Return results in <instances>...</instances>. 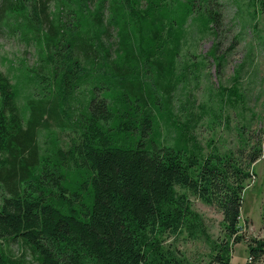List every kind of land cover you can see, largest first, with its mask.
<instances>
[{
  "label": "trees",
  "instance_id": "16d2710c",
  "mask_svg": "<svg viewBox=\"0 0 264 264\" xmlns=\"http://www.w3.org/2000/svg\"><path fill=\"white\" fill-rule=\"evenodd\" d=\"M195 8L204 28L217 23L211 0H0V30L36 46L29 72L40 88L20 106L0 72V264H24L5 257L3 243L14 240L38 264H189L161 245L164 233L206 236L176 187L222 212L226 240L212 249L229 264L243 240L247 168L261 149L247 166L204 155L172 119L175 62ZM161 122L177 128L172 145ZM53 126L70 133L63 147ZM39 129L54 133L51 153L40 155ZM248 249L264 255V239Z\"/></svg>",
  "mask_w": 264,
  "mask_h": 264
},
{
  "label": "rangeland",
  "instance_id": "374dc122",
  "mask_svg": "<svg viewBox=\"0 0 264 264\" xmlns=\"http://www.w3.org/2000/svg\"><path fill=\"white\" fill-rule=\"evenodd\" d=\"M211 7L218 13L211 29L202 26L198 8L183 26L175 62L177 82L171 92L172 119H177V125H186L184 131L197 139L204 155L213 151L231 154L238 164L247 166L253 147L261 149L260 156L247 168L252 175L245 179L241 192L239 234L243 240L233 244L229 264H264V255L251 258L248 249L252 239H264V0H211ZM115 35L113 32L106 41H115ZM38 63L34 42L26 43L19 34L0 30V72L11 80L20 106L40 90L29 72ZM53 127L57 144L63 147L70 133ZM176 129L160 123L164 144H173L178 137ZM53 132L37 131L40 155L51 153ZM176 190L187 194L206 236L189 235L185 230L164 233L161 245L185 263L220 264L212 245L226 240L222 212L187 189ZM3 250L5 257L38 264L19 240L4 242Z\"/></svg>",
  "mask_w": 264,
  "mask_h": 264
}]
</instances>
